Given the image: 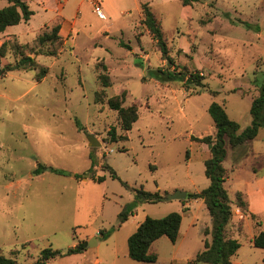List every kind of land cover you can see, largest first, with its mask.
I'll list each match as a JSON object with an SVG mask.
<instances>
[{"label": "rangeland", "instance_id": "374dc122", "mask_svg": "<svg viewBox=\"0 0 264 264\" xmlns=\"http://www.w3.org/2000/svg\"><path fill=\"white\" fill-rule=\"evenodd\" d=\"M7 3L0 0V9ZM143 3H149L161 24L169 60L140 23ZM112 4L114 24L109 31L101 30L108 21L98 19L87 0L80 30H60L56 41L39 42L59 23L53 24L55 12H44L35 2L31 6L36 16L30 25L0 34V47L8 43L0 69L15 65L22 56L37 63L36 69L7 70L0 78V253L16 257L20 264H33L44 249L66 252L93 238V246L87 244V259L75 254L47 264H94L97 255L108 258L113 253L121 264L128 256V239L140 223L173 212L183 219L179 240L172 243L162 237L152 249L159 254V264L186 262L203 247L205 223L211 220L200 202L190 209L179 200L139 203L121 226L118 214L134 201L132 188L143 186L166 197L209 186L204 166L209 151L191 137L214 133L208 112L213 102L223 104L242 129L251 124L252 97L264 84V0H198L189 5L192 9L181 0H113ZM41 68L48 72L39 79ZM157 70L197 74L203 85L187 87L180 75L153 73ZM102 74H108L109 88H102ZM102 91L105 98L99 103L96 94ZM123 93L124 106L139 110V120L128 132L122 130L117 111L108 106L110 98ZM112 129L117 142L112 141ZM89 136L101 145L90 147ZM242 147L229 149L225 162L229 168L225 187L231 199L238 176L245 178L247 171L254 176L264 169V128ZM92 162L94 175L105 177L104 182L76 178ZM106 164L129 187L114 180L104 170ZM38 168L40 174L35 173ZM194 217L198 221L191 226ZM112 227L116 230L105 240L100 231ZM244 246L239 257L246 264H263L264 250Z\"/></svg>", "mask_w": 264, "mask_h": 264}, {"label": "trees", "instance_id": "16d2710c", "mask_svg": "<svg viewBox=\"0 0 264 264\" xmlns=\"http://www.w3.org/2000/svg\"><path fill=\"white\" fill-rule=\"evenodd\" d=\"M9 5L0 9V34L4 33L7 28L17 26L21 22H28L34 15V11L24 0H7ZM184 6L192 5L198 0H181ZM142 19L141 25H144L149 33L152 35L153 40L156 42L165 59L169 60L168 47L166 39L161 27L160 22L157 20L155 14L152 12L149 3L141 5ZM61 25L57 24L53 27L51 34L45 33L39 37V42L45 44L53 39H59V32ZM122 47L130 49V46L124 42L120 43ZM8 43L4 42L0 47V58L3 57L4 51ZM138 66L143 67L141 61L137 62ZM37 63L31 56H22L15 65L7 66L0 69V78L6 73L7 70H33L36 69ZM48 70L41 68L38 78L42 79L46 76ZM156 74L164 76L180 75L185 85L189 87L191 84L202 86L201 76L190 74L187 76L183 73L169 72L165 70L153 71ZM147 74H150L148 71ZM101 86L106 89L111 86V80L108 74L100 76ZM105 98L104 91L96 94V100L103 103ZM125 93L121 96L113 97L108 100L110 109L117 111L121 128L123 131H131L134 124L139 120V110L137 106L132 105L125 107ZM208 112L215 124L216 132L214 135H207L204 137L192 136L191 140L197 143H203L209 148V156L204 160L205 175L210 181V184L204 190L197 193H189L187 199L203 200L208 210L209 216L212 220L211 228L205 230V235L211 236V241H205V248L198 253L196 257L186 264H232V257L241 248V244L232 238L227 237V226L233 218L232 201L229 198L228 191L225 187V182L229 175V170L224 166L225 159L227 158L228 147L235 149L237 147L248 144L256 139L261 128H264V84L259 86L258 94L254 97L250 114L252 117L251 124L241 129V125L236 121L230 119L225 107L218 103L213 102ZM76 125L81 129V124L77 120ZM113 142H117L116 132L114 129L110 131ZM188 153V152H187ZM104 170H107L114 180H119L123 185L129 187L126 183L122 182L117 173L109 166L104 165ZM52 172L64 175L65 172L60 169H50ZM41 169L38 168L35 173L40 174ZM76 178H88L95 182L102 183L105 177H96L94 175V162L91 168L81 175H76ZM134 194V201L122 207L121 212L118 214L119 225L121 226L129 218L134 215L136 207L139 203H159L165 201V196L161 195L159 191L149 192L141 188H132ZM234 205L246 210L247 205L244 202L242 195L237 194ZM255 219V216H252ZM182 215L178 212H173L162 218L146 217L140 223L139 227L128 239V255L137 262L155 263L158 255L151 247L155 241L162 237H167L172 243H176L181 229ZM257 224H259L257 222ZM116 227L110 230H103L100 233L106 240L114 231ZM253 246L259 249H264V231L258 233L252 240ZM87 241H79L74 247L69 248L66 252L60 250H53L52 248L44 249L41 251L40 256L33 264H47L49 261L59 257L81 254L87 251ZM14 254H18L16 251ZM0 264H20L16 257H6L0 253ZM264 264V258H263Z\"/></svg>", "mask_w": 264, "mask_h": 264}, {"label": "crops", "instance_id": "0c3cea01", "mask_svg": "<svg viewBox=\"0 0 264 264\" xmlns=\"http://www.w3.org/2000/svg\"><path fill=\"white\" fill-rule=\"evenodd\" d=\"M101 1H102V6H103L104 0H101ZM32 2H35L38 5V7L41 8V10H43L44 12H49V11L55 12V18H54L53 24L55 25L56 23H59L61 25V33H67L70 30H74V31L80 30V28H79L81 26L80 25V21H81L80 15H81V11L83 10L84 5L87 3V0H29V2L27 4L30 6L31 10L34 11V15L30 21L21 22L19 25H22V24L30 25L32 19L36 16V10L32 9V6H31ZM107 2H108V6L107 7L105 6V8L103 7V9L107 15V20H102V21H108V23L101 25L103 27V29H101V30H105V31L106 30L109 31L110 26H112L114 24V22H112V17L110 14H111L112 10H115L114 5L112 4L113 0H107ZM69 4L71 6H69ZM6 6H8V3ZM75 7H76V9H75L74 15H72L73 12L70 14V11L72 10V8H75ZM188 7L191 8V6H188ZM140 14H141V6H140ZM45 27H48V25H45L44 28ZM9 28H11V27H9ZM9 28H7V30L3 33L5 36L13 34V33L8 32ZM27 32H28V29L24 30L22 33H27ZM3 34H1V35H3ZM237 91L238 90H236V91L234 90L233 92H237ZM253 99H254V96L252 97V101H253ZM214 127H215V124H214ZM215 132H216V128H215L214 133H212L211 135H214ZM259 133H260V131H259ZM244 146L245 145H243V147ZM206 148H207V151H209V148L207 145H206ZM229 149H232V148H230V147L228 148L227 158L225 159V162L229 157ZM237 150L239 151V148ZM225 162H224V166L226 167ZM262 167H264V166H262ZM227 169L229 170V168H227ZM258 171L259 172H257L254 176L248 175V171H247V175L245 178L243 177V174H242V176H238V179H237L238 185L236 184V187L233 188L235 190V191H233L234 192V198L233 199L230 198L232 203H233L232 204V206H233V218H232L231 222L229 223V225L227 226L226 233H227V237L232 238L234 240H237L241 244V248L232 257V264H246L245 261L239 257V253H240L241 249L245 247L244 246L245 244H248L252 249L253 248L259 249V248L254 247L253 243H252L253 238L258 233L264 231V169L258 170ZM228 181H229V177L227 178V182ZM237 194L242 195V198L247 205L246 210H242L241 208L234 205ZM197 202H200V204L204 206L205 210L208 213V210L205 207L204 201H201V200H191L189 202H183L182 201L184 208H187V209L192 208V206L194 204H196ZM208 216H209V213H208ZM252 216H255V219H253ZM196 221H198V218L194 217V220H192L191 226H194L195 224L193 222H196ZM257 222L259 224H257ZM182 224H183V219H182ZM182 224H181V226H182ZM205 224L206 225L204 227L203 233L205 232V230L207 228H209V229L211 228L212 220L206 221ZM179 238H180V234H179ZM179 238H178V240H179ZM205 241L210 242L211 236L205 235V238L203 241V247L200 249V251H198V253H200L201 251L204 250ZM151 250L154 251L152 249V247H151ZM260 250H264V249H260ZM87 255H88V251H85L84 253H81L79 256L81 258L87 259V257H88ZM157 255H158V259L155 263L137 262V261L132 260L128 255V256H125L123 258L125 260L121 264H159V254L157 253ZM196 255L194 257L188 259L186 262L181 263V264H186V263L190 262L191 260H193L196 257ZM262 257L264 258V252H262ZM127 259H130V260H127ZM119 261H120V256L117 253H113L108 258H104V257L97 255L94 264H118Z\"/></svg>", "mask_w": 264, "mask_h": 264}, {"label": "water", "instance_id": "95a60500", "mask_svg": "<svg viewBox=\"0 0 264 264\" xmlns=\"http://www.w3.org/2000/svg\"><path fill=\"white\" fill-rule=\"evenodd\" d=\"M88 141H89V146L92 148L98 147L100 146V142L94 137V136H89L88 137ZM49 171V170H48ZM188 193L184 192V191H176L172 194H167L165 197L166 201H173V200H179V201H183L185 199H187ZM96 238H93L92 240H90L88 242V247L91 248L93 246V241H95Z\"/></svg>", "mask_w": 264, "mask_h": 264}, {"label": "built area", "instance_id": "2783aa9c", "mask_svg": "<svg viewBox=\"0 0 264 264\" xmlns=\"http://www.w3.org/2000/svg\"><path fill=\"white\" fill-rule=\"evenodd\" d=\"M91 7L93 9L94 14L101 19L107 20V15L103 9L102 1L101 0H89Z\"/></svg>", "mask_w": 264, "mask_h": 264}]
</instances>
